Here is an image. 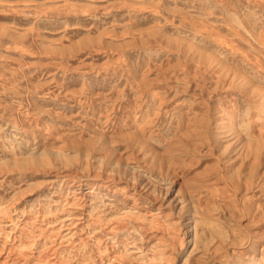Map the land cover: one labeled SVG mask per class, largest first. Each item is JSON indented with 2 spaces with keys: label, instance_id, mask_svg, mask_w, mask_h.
Listing matches in <instances>:
<instances>
[{
  "label": "rangeland",
  "instance_id": "1",
  "mask_svg": "<svg viewBox=\"0 0 264 264\" xmlns=\"http://www.w3.org/2000/svg\"><path fill=\"white\" fill-rule=\"evenodd\" d=\"M258 234L264 0H0V264H251Z\"/></svg>",
  "mask_w": 264,
  "mask_h": 264
},
{
  "label": "bare ground",
  "instance_id": "2",
  "mask_svg": "<svg viewBox=\"0 0 264 264\" xmlns=\"http://www.w3.org/2000/svg\"><path fill=\"white\" fill-rule=\"evenodd\" d=\"M16 117V116H15ZM18 118V117H17ZM189 123L186 122L184 125H183V128L186 129L187 128V125ZM224 126V125H223ZM223 126H221L223 128ZM230 126V125H228ZM230 128V127H228ZM132 134H134L135 136H138L140 135V129L138 130H132L131 131ZM233 141L239 144L242 145V141H241V137L240 136H233ZM17 146H11L12 148L14 147V149L12 151H18L20 150V147L18 145V143L16 144ZM42 150V149H41ZM12 151L8 152V153H11ZM41 155H43V152H39V153H34V152H29L25 157H22V158H16L15 156L14 157H10L9 159H11L12 161H14V163H17V164H20L22 166H26V165H30V164H35L37 162H41L42 161V157ZM58 155V154H56ZM132 176V175H131ZM138 178V177H137ZM145 178V177H144ZM169 182H170V186L169 189L165 190L163 192V200L166 202V206L169 207L171 210L173 211H178L181 210V206H178V203L179 201L176 200V197L174 196H170L171 195V190L170 188H173L174 186L176 187V193L178 191H181L182 190V185L180 184V181L177 179V178H174V179H169ZM146 183V182H144ZM141 184V183H140ZM148 187V186H147ZM146 187V188H147ZM233 188L231 189V191L233 192V199L236 200V199H240L242 196H244V194H247L249 192H254V187L256 186H253V181L250 179V181H247L244 186L240 187V186H232ZM143 188V187H142ZM254 195V193L252 194ZM168 214V213H167ZM234 213H231V214H226L224 216V219H231V216H233ZM181 216V214H180ZM185 216V215H184ZM186 219V218H185ZM249 220V219H247ZM185 222V221H184ZM238 222V221H237ZM183 224V223H182ZM238 225L240 223H237ZM242 225V224H241ZM183 229H184V234L186 236L190 235L191 236V241H192V244H193V247L190 249L189 253H191V251L193 249H195V247L197 246V239L195 238V233H194V227H193V224L191 223V219L190 217H188V220L186 221V223L183 224ZM225 235L223 236L224 237V240H228L229 238H232V236L230 235L229 232H225L224 233ZM264 236L263 234H258L257 237H262ZM249 237H252L251 234H249ZM187 238V237H186ZM189 241V240H188ZM188 241L186 242L188 244ZM184 243V242H183ZM232 243H234V241L232 240ZM255 252L253 254H250V255H246L248 257V259L250 260L251 264H264V259L262 258V255H261V249H260V252L257 251V250H254ZM235 252L240 255V252L239 250H235ZM252 252V251H251ZM241 257V256H240ZM232 264H241L239 261H236Z\"/></svg>",
  "mask_w": 264,
  "mask_h": 264
}]
</instances>
